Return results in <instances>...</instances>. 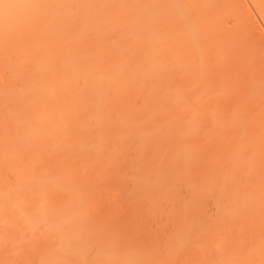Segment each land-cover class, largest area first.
Here are the masks:
<instances>
[{"label":"bare ground","instance_id":"obj_1","mask_svg":"<svg viewBox=\"0 0 264 264\" xmlns=\"http://www.w3.org/2000/svg\"><path fill=\"white\" fill-rule=\"evenodd\" d=\"M220 1L0 0V264H33L32 256L36 264H157L155 248L118 253L115 226L95 213L101 199L123 194L148 212L163 211L165 221L192 217L163 239L167 258L178 257L196 233L203 239L193 251L216 250L205 264H264V235H255L264 227V181L246 191L238 179L264 147L255 144L249 154L236 142L226 154L230 165H216L203 159L207 144L196 140L208 118L213 128L202 135L209 141L242 122L217 110L231 78L210 83L216 69L237 60L242 33L231 29L244 31L234 25L226 32L233 5L226 10ZM250 1L264 18V0ZM221 27L234 34L224 40ZM123 162L131 174L116 171ZM107 178L124 188L104 186ZM209 198L215 221L203 211ZM170 201L177 203L167 208ZM229 224L253 234L249 246L223 247Z\"/></svg>","mask_w":264,"mask_h":264},{"label":"rangeland","instance_id":"obj_2","mask_svg":"<svg viewBox=\"0 0 264 264\" xmlns=\"http://www.w3.org/2000/svg\"><path fill=\"white\" fill-rule=\"evenodd\" d=\"M220 1V0H219ZM225 1H226V3H225ZM221 0L220 2L221 3H219L220 4V6H222V8L224 7L226 10H227V8H226V6L227 5H230V3H231V5H233L232 7H235L234 9V11H232V7L231 6H229V7H231L230 9L228 8V11H229V16H227V15H224V16H227L225 19V22H227L226 23V26H224V27H226L225 28V30H226V32L228 31L227 29H231L232 28V26L234 27V25L235 26H239V27H241L242 26V28H244V29H242V30H244V31H241L239 28H232L231 30H233V29H236V30H238L237 32H236V30H234L235 32L234 33H236V34H234L233 33V31H231V34L230 33H227V34H224L223 32L225 31H223L222 30V28H224V27H221V30H222V32H220V33H222V34H224L225 36L227 35V36H231V35H233L234 34V36L236 35V37H238V35L239 34H241L242 33V35H240L239 36V38H241L240 40H238L239 41V43L238 44H240L241 46L243 45V47L241 48L240 47V45H238L239 47H234V48H236V50H234L235 52H236V54H235V59H237V60H239V61H237V60H234L233 61V55H232V61H231V64H230V66H228L226 69H216L215 71H218V73H216V74H214V75H212L211 74V76H210V83L211 82H217L218 83V81H220V80H224V81H227V83H229V81H230V83H229V85H230V87H229V91H227L225 94H226V96H227V98H223L224 100H223V102H225V103H223V107H221L220 106V104L219 103H217V101H216V99H215V101H216V104H218L220 107H219V109H218V106H217V110H219V111H221V109L222 108H224V111H223V109H222V113H223V115L225 116V117H231V119L232 118H234V117H236V116H239L240 118H241V124H235L234 122H233V124H231V125H229V126H227V128H225V129H223V130H221L220 131V133H219V137H221V138H219L218 136L216 137V139H215V137L214 138H210V141L204 136V135H202V134H204V132H205V130L206 129H209V131L211 130V128H213L212 126V122L209 120L210 118H208V120L207 121H205V120H203V121H205L204 123H202V125L200 126V129H199V132H198V130H197V132H198V134H197V136H196V140H197V142H199V143H205V144H207V145H203L202 143V145L205 147V151H204V156H202L203 157V159H204V157H206V158H208V159H210V160H212L213 161V163L215 164V161L214 160H216L217 162H216V165H219V164H224V163H229V165H230V162L228 161L227 162V160L229 159L228 158V156H229V153L231 152V147H233L232 145H234L236 142H240V144H241V142H245L243 145H245L244 147H243V151L244 152H248L249 154H252V152L255 150V148L257 147L255 144H259V146H260V144L262 145V146H260L261 148L262 147H264V135H262V134H264V132H261V130L262 131H264V123H262V122H264V86H260V87H254V85H257L258 83L260 84V83H262V84H264V49H262V47H264V18H262L261 17V14L259 13L258 14V10L256 9V8H254L255 6L253 5V2L252 1H250V0H229V1H227V0ZM224 2V3H223ZM223 3V4H222ZM229 3V4H228ZM239 5H238V4ZM222 4V5H221ZM227 4V5H226ZM243 4V5H242ZM224 5H226V6H224ZM228 7V6H227ZM249 8V9H248ZM244 9V10H243ZM237 10V11H236ZM249 10V11H248ZM228 11H226V12H228ZM240 11V12H239ZM234 13V15H235V13H236V16H239V18L238 19H241V20H239V22H238V20H237V24L234 22L236 19H237V17L236 16H233V13ZM242 14V15H241ZM244 15V16H243ZM224 16H222L223 18H224ZM249 16V17H248ZM221 17V18H222ZM234 17H236V18H234ZM242 17H244V18H242ZM223 18H222V20H223ZM229 18V19H228ZM243 19V20H242ZM247 19V20H246ZM250 21V22H249ZM224 21H221V23H223ZM225 22L223 23V25H225ZM229 22V23H228ZM235 23V24H234ZM220 24V23H219ZM231 24V25H230ZM244 24H245V26H244ZM220 26H221V24L219 25V29H220ZM229 26H230V28H229ZM239 31H241V32H239ZM251 31V32H250ZM225 32V33H226ZM228 32H230V31H228ZM247 32V33H246ZM253 32H255V33H253ZM244 33V34H243ZM230 34V35H229ZM246 34V35H245ZM223 36V35H222ZM227 36L226 37H224L223 36V39L225 40L226 38H227ZM244 36V37H243ZM243 37V38H242ZM246 37V38H245ZM244 39V40H243ZM249 41V42H248ZM251 41V42H250ZM244 42V43H243ZM254 42V43H253ZM236 44V43H235ZM249 44V45H248ZM248 45V46H247ZM235 46V45H234ZM245 46V47H244ZM252 46H254V48L252 47ZM247 47V48H246ZM212 49V48H211ZM249 50V49H251V50H249V51H247V50ZM242 51L243 50V54H242V52H240L243 56H245V58H241L242 57V55L241 54H239V55H241V56H239L238 54H237V52L238 51ZM253 50V51H252ZM208 51H210V49H208ZM247 51V52H246ZM261 51V52H260ZM212 52V51H211ZM234 52V53H235ZM250 52V53H249ZM260 53V54H259ZM262 53V54H261ZM211 54V53H210ZM208 55H209V52H208ZM236 55H238L239 57V59L236 57ZM252 55V57H250ZM210 56V55H209ZM211 57V56H210ZM212 57H214V51H213V53H212ZM250 59H249V58ZM230 58V57H229ZM212 59H214V58H212ZM240 59H241V61H240ZM248 61H247V60ZM254 61H253V60ZM257 59V60H256ZM243 60V61H242ZM245 60H246V63H245ZM259 60H261V61H259ZM232 62H234V64L232 65ZM238 63V64H237ZM240 63V64H239ZM241 64H245V65H242L241 66ZM250 64V65H249ZM256 64H257V66H256ZM232 65V66H231ZM252 65H253V67H252ZM246 66H248V67H246ZM231 67V68H230ZM230 68V69H229ZM237 68V69H236ZM240 68V69H239ZM242 68V69H241ZM261 68V69H260ZM253 69V70H252ZM228 70V71H227ZM237 70H238V72H237ZM248 70H249V72H248ZM230 71V72H229ZM252 71H253V73H252ZM241 72V73H240ZM224 73V74H223ZM234 73V74H233ZM237 73V74H236ZM218 74V75H217ZM259 74V75H258ZM229 75V76H228ZM216 76V77H215ZM219 76V77H218ZM225 76V77H224ZM228 76V77H227ZM250 76V77H249ZM255 76V77H254ZM239 77V78H238ZM253 77V78H252ZM231 78V79H230ZM245 78V79H244ZM230 79V80H229ZM254 79V80H253ZM180 80H182V79H180ZM229 80V81H228ZM237 80V81H236ZM255 80L257 81V80H259V81H262V82H258L257 81V84H256V82H255ZM235 83H234V82ZM244 81H246V83L244 82ZM250 81H254L253 83H254V85H253V87H250L251 85L249 84L250 83ZM177 82H179V81H177ZM182 82L184 83V81L182 80ZM182 82H179L180 84L182 83ZM209 82V81H208ZM182 83V84H183ZM209 83V84H210ZM216 83V84H217ZM215 83L214 84H211V85H216ZM232 84H234V85H232ZM247 85V86H246ZM234 87V88H233ZM242 87V88H241ZM245 87V88H244ZM233 88V89H232ZM248 88V89H247ZM235 89H237V90H235ZM242 89V90H241ZM231 90V91H230ZM246 92V93H245ZM253 92V93H252ZM260 94V95H259ZM244 95V96H243ZM225 96V97H226ZM261 96V97H260ZM240 97V98H239ZM191 98V97H190ZM190 98H189V100H190ZM262 98V99H261ZM214 99V98H213ZM235 100V101H234ZM238 100V101H237ZM212 101H214V100H212ZM215 101L214 102H212L213 103V105L212 106H216V104H215ZM254 101H256V102H254ZM211 103V104H212ZM245 103V104H244ZM257 103H259V105L257 104ZM253 104V105H252ZM262 104V105H261ZM237 107H239V108H237ZM235 108V109H234ZM241 108V109H240ZM262 108V109H261ZM225 110H227V111H225ZM233 110V111H232ZM262 110V111H261ZM248 111V112H247ZM221 113V114H222ZM262 113V114H261ZM242 117H244V118H242ZM254 117V118H253ZM206 118V119H207ZM228 119V118H227ZM251 119V120H250ZM247 123H246V122ZM207 122V123H206ZM253 122V123H252ZM258 122V124H256ZM261 123V124H260ZM211 124V125H210ZM235 124V125H234ZM210 125V126H209ZM245 125H247V126H245ZM259 125V126H258ZM254 126V127H253ZM235 127V128H234ZM245 127V128H244ZM260 127V128H259ZM239 128L242 130V129H244V130H242V131H239ZM204 129V130H203ZM236 129V130H235ZM245 129H246V131H245ZM258 131H257V130ZM201 130V131H200ZM260 130V131H259ZM256 131V132H255ZM206 132H208V131H206ZM260 132H261V134H260ZM260 134V136H259V134ZM225 134V135H224ZM227 134V135H226ZM253 136H252V135ZM256 134V135H255ZM257 134H258V136H257ZM245 135V136H244ZM250 136V137H249ZM198 137V138H197ZM201 137V138H200ZM245 137H246V139H245ZM257 137H258V139H257ZM243 138V139H242ZM202 139H204L205 141L203 142V140ZM208 141H207V140ZM230 139V140H229ZM225 140V141H224ZM255 140H257V141H255ZM213 141V142H212ZM262 141V142H261ZM207 142V143H206ZM231 142H233V143H231ZM227 143V144H226ZM250 143V144H249ZM208 144H210V145H208ZM249 147H248V146ZM258 146V147H259ZM255 147V148H254ZM257 147V148H258ZM209 148V149H208ZM212 148V149H211ZM252 148V149H251ZM215 149V150H214ZM217 149H218V151H217ZM222 149V150H221ZM230 149V150H229ZM151 149H146L145 150V155L147 156V158L145 159L146 160V162H148V160H149V157L151 156V151H150ZM252 150V151H251ZM260 150V149H259ZM262 150H264V148H262L260 151H256V153H258L257 154V156L251 161V164H250V167L248 168V167H245L246 168V170H248V172H245V173H242V174H240V176L238 175V179H239V182H241L240 184L243 186V188L246 190V191H248L249 189H250V187H251V185H253V183H257V182H261V181H264V160H262V158H264V152H262ZM207 151V152H206ZM251 151V152H250ZM220 152V153H219ZM260 152V153H259ZM215 153H216V155H215ZM226 154H228V156L226 155ZM231 154V153H230ZM150 155V156H149ZM262 155V156H261ZM149 156V157H148ZM210 158H209V157ZM222 156V157H221ZM252 156V155H251ZM212 157V158H211ZM226 157V158H225ZM262 157V158H261ZM261 158V159H260ZM255 160V161H254ZM224 161V162H223ZM221 162V163H220ZM199 163H201V162H199ZM218 163V164H217ZM257 163V164H256ZM127 165V166H126ZM122 167V168H121ZM243 168L244 167H242L241 168V170H243ZM120 169H121V171H120ZM127 169V170H126ZM116 171L117 172H122V173H125V174H131V167H130V165H129V163H127V162H123L122 164H120L119 166H118V170L116 169ZM192 171H193V176H195L196 175V177L195 178H197V175L198 174H195V173H198V168L195 166V168L193 167L192 168ZM257 171V172H256ZM128 172V173H127ZM252 172V173H251ZM259 172V173H258ZM255 173H257V174H255ZM252 176H251V175ZM249 175V176H248ZM245 176V177H244ZM241 179H243V180H241ZM255 180V181H254ZM253 182V183H252ZM259 182V183H260ZM262 183V182H261ZM103 184H105L104 186H107V187H109L110 188V185H111V187H113L114 185V187H117V188H119V187H122V186H120L118 183H116L115 181H113L112 179L110 180V179H106L105 181H104V183ZM246 185V187H245V185ZM249 185V186H248ZM261 185H264V183H262ZM122 188H124V187H122ZM178 192L180 193V194H182L181 196H183V197H188L190 194L189 193H187V189H185L184 187H182V188H180L179 190H178ZM189 192V191H188ZM186 194V195H185ZM124 196V197H123ZM123 196L122 197H117L116 199L117 200H110V199H108L107 200V198H106V200L105 199H101L102 201L101 202H99V205H98V207H97V209H96V211H95V213L97 214V216H100V217H105V216H108L109 217V220H110V225H112V229H113V227L115 228V230H116V235H117V237H116V247H115V250H117V251H119L118 253H120V252H122V251H124L125 252V250H127V249H131V248H129V247H132V249L134 248L135 250H137L138 248L137 247H144V250H149V249H151L152 250V248L154 249H156V251H154V252H156V255H155V253H154V256H155V258H153L155 261L154 262H156L157 264H197V263H199V264H205V263H203L202 261L204 260V261H206V257H211V255L213 254H216V250H212V249H210V250H206V252H200L199 254H198V252H197V250H195V251H193V247H194V244H196L198 241H199V239L200 240H202L203 239V234H196V233H193V236L191 237V238H193V240L191 241L190 240V242H188L187 244H185L184 246H183V248H182V250L180 249L179 251L180 252H182L181 253V255H180V252H178V254H177V256L178 257H176L175 256V258L173 257V258H167V247H166V245L164 244L165 243V241H163V239L164 240H166V238L168 237L167 236V234H171V230H172V227H173V229H174V227L175 226H178L177 224H182L181 223V221H184V220H187V219H189V218H192V217H189V216H187L186 214L185 215H180V217H176L175 219H173V220H170V221H167V219H166V221H165V218H166V216L164 215L165 213L162 211V213L161 212H156V214H154V213H152V212H148L149 210L147 209V207H145V206H147V205H143V204H134L133 202H135V199H134V197H132V196H126V195H124L123 194ZM106 196H104V198H105ZM103 198V197H102ZM171 202V201H170ZM138 203V202H137ZM166 203L167 202H165V205H166ZM169 203V202H168ZM167 203V208L172 204V203H177L176 201H174V202H171V203H169L168 204ZM164 204V203H163ZM207 204V205H206ZM124 205H126V206H124ZM164 206V205H163ZM115 207V208H114ZM131 207V208H130ZM166 207H164V209L163 210H165L166 209ZM203 211L207 214V215H209V216H211L212 217V221H215L214 220V218H216V210H215V205H214V200L212 199V198H209V199H207L205 202H204V204H203ZM213 208V209H212ZM103 209V210H102ZM114 209V210H113ZM209 209V210H208ZM145 210V211H144ZM212 210V211H211ZM197 211H195L194 212V214L196 213ZM211 212V213H210ZM123 213V214H122ZM158 213H160V214H158ZM212 213H213V215H212ZM122 214V215H121ZM160 215V216H159ZM164 215V216H163ZM114 216V217H113ZM116 216V217H115ZM124 216V217H123ZM162 216L163 217H165L164 219H162ZM182 216L184 217V218H182ZM186 216V217H185ZM120 217V218H119ZM133 217V218H132ZM152 217V218H151ZM114 218V219H113ZM147 218V219H146ZM157 218V219H156ZM178 218V219H177ZM128 219V220H127ZM159 219V220H158ZM161 219V220H160ZM132 220V221H131ZM143 220V221H142ZM163 220V221H162ZM210 220H211V218H210ZM262 220V219H261ZM261 220H259V221H257V225L256 226H254V228L253 229H258L257 227L258 226H261V225H259L260 224V222H261ZM134 221V222H133ZM140 221V222H139ZM178 221V222H177ZM141 222H142V224H141ZM169 222V223H168ZM171 222V223H170ZM262 222H264V221H262ZM137 223V224H136ZM153 223V224H152ZM168 223V224H167ZM109 225V226H110ZM124 225H125V227H124ZM159 226V227H158ZM127 227V228H126ZM122 228V229H121ZM236 227L234 226L233 227V224L231 225V224H229V226L228 227H226V229H225V231L224 232H222V235H223V237L225 238V236L227 237V238H225V240H224V244H226V245H224L223 244V247L224 246H226L225 248H228V247H231V246H235L236 245V247H239V246H244V245H246V246H249V243L251 242L250 240H251V237H253V234L251 235V233H247L246 231H244V228H242V229H235ZM110 229V228H109ZM233 229H235V230H233ZM115 230H112L113 232L115 231ZM153 230H154V232H153ZM156 230V231H155ZM232 230V231H231ZM238 232H237V231ZM139 231V232H138ZM239 231H240V234H239ZM124 232V233H123ZM233 234H232V233ZM237 232V233H236ZM247 233V235L246 236H248L247 238H246V236H245V233ZM143 233V234H142ZM164 233H166V234H164ZM224 233V234H223ZM122 234V235H121ZM160 234V235H159ZM164 234V235H163ZM169 234V235H170ZM195 234V235H194ZM237 234V236H235ZM239 234V235H238ZM241 234H243V236H241L240 237V235ZM250 234V235H249ZM137 235V236H136ZM202 235V236H201ZM256 236H258V237H261L262 238V235H264V227H262L261 226V228L258 230V231H256V234H255ZM131 236V237H130ZM152 236V237H151ZM235 236V237H234ZM229 237V238H228ZM99 238H101V239H98V241L99 242H103V237H102V235L99 237ZM125 238V240H123ZM132 238V239H131ZM148 238V239H147ZM157 238H158V240L160 241H158L157 240ZM160 238V239H159ZM202 238V239H201ZM239 238V239H238ZM241 238V239H240ZM243 238H245V241H244V239ZM129 239H130V241H129ZM228 239V240H227ZM237 239V240H236ZM242 239H243V242L245 243H242ZM233 240V241H232ZM261 240V239H260ZM194 241V242H193ZM228 241V242H227ZM231 241V242H230ZM240 241V242H239ZM262 241V240H261ZM163 242V243H162ZM227 242V243H226ZM236 242V243H235ZM230 243H231V245H230ZM239 243V244H238ZM242 243V244H241ZM248 243V244H247ZM43 244V243H42ZM163 244V245H162ZM191 244H192V246H191ZM45 246H43V248H44ZM146 247V248H145ZM148 247H149V249H148ZM164 247V248H163ZM42 248V247H41ZM40 248V249H41ZM46 248V247H45ZM141 248H139V249H141ZM158 248V249H157ZM160 248V249H159ZM39 249V248H38ZM38 249H36V250H38ZM154 249V250H155ZM192 249V250H191ZM42 250V249H41ZM40 250V251H41ZM150 250V251H151ZM165 250V251H164ZM90 252H87L88 254H90V256H93L94 255V252H95V249L94 250H89ZM183 251H185V252H183ZM213 251L215 252V253H213ZM35 252V251H34ZM34 252H32V253H34ZM37 252V251H36ZM31 253V252H30ZM151 253H153V252H151ZM161 253V254H160ZM35 255H36V253H34ZM33 254V255H34ZM208 254V255H207ZM31 256H32V254H30ZM30 255H29V257L28 258H30ZM188 255V256H187ZM212 255V256H213ZM206 256V257H205ZM35 257H37V256H35ZM35 257H33L32 256V260H33V262L36 264V262L38 261L37 259V261L35 262L34 261V258ZM200 257V258H199ZM204 257V258H203ZM31 259V258H30ZM30 259H26V260H23V259H18V261H20V260H23L24 262H22V261H20V262H22V263H26L27 261H30ZM192 259H194V260H192ZM161 262H160V261ZM200 260V261H199ZM202 260V261H201ZM26 261V262H25ZM174 261V262H173ZM180 261V262H179ZM188 261H190V262H188ZM193 261V262H192ZM19 262V263H20ZM31 262V261H30ZM29 262V264H32V262L30 263ZM160 262V263H159ZM184 262V263H183ZM197 262V263H196ZM18 263V264H19ZM28 263V262H27ZM33 263V264H34ZM16 264V263H15Z\"/></svg>","mask_w":264,"mask_h":264}]
</instances>
